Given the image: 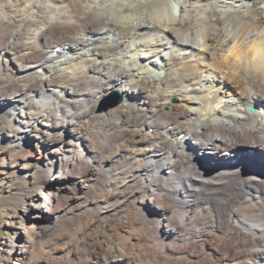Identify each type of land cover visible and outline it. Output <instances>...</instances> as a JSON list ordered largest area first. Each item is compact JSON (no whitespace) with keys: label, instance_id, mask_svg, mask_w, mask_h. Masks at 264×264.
<instances>
[{"label":"bare ground","instance_id":"obj_1","mask_svg":"<svg viewBox=\"0 0 264 264\" xmlns=\"http://www.w3.org/2000/svg\"><path fill=\"white\" fill-rule=\"evenodd\" d=\"M120 2L137 5L124 9L126 23L99 14ZM161 4H175L176 15L169 8L157 19ZM194 4L227 10L223 19L204 13L217 29L264 25V0H0V123L9 125L0 142L21 145L38 126L43 144L20 167L39 184L8 215L0 264H32L39 237L81 220V202L84 212L100 209L95 199L106 190V219L118 223L154 184L174 202L140 208L156 226L158 255L142 261L121 245L108 258L92 252L86 264H264V166L250 161L264 165V75L244 64L216 72L210 52L181 43L193 24L185 5ZM181 60L199 74L172 79ZM111 92L121 102L99 108ZM58 142L75 150L62 156ZM177 210L185 217L173 220ZM233 244L239 249L228 251Z\"/></svg>","mask_w":264,"mask_h":264},{"label":"rangeland","instance_id":"obj_2","mask_svg":"<svg viewBox=\"0 0 264 264\" xmlns=\"http://www.w3.org/2000/svg\"><path fill=\"white\" fill-rule=\"evenodd\" d=\"M112 94L113 93L111 92L102 98L98 107L104 109L106 105L111 103L112 100L105 102V99ZM0 126L9 127L8 123L5 122H1ZM32 129L29 136L31 139L35 140L34 142H30V138L22 142L21 145L12 144V139L7 141L8 144L0 142L1 238H7L10 236L8 226L6 225L8 215L15 210L20 212L23 209L22 198L29 195L31 193L30 190H34L39 184L37 172H30L28 175H25L20 169L24 164L23 159L27 158L28 160L35 161L37 154L43 152V144L41 143V139H39L41 137L39 133L40 128L35 126ZM18 131L21 132L20 129L13 128V133L11 135L17 136L19 134ZM37 142L38 144H36ZM56 146H59V154L62 156H66L68 155V152L75 150L67 146H62L59 142ZM11 156L19 159L17 161L18 168L11 170L10 168L2 167V163L8 164V160ZM48 161L50 160L45 157L44 162L46 163ZM250 161L255 165L264 166L256 162L254 159H250ZM106 185L107 182H104L102 187ZM145 186V191L130 204V207L128 208L129 212L127 214L117 215L119 222L116 224H110L106 219V216L112 212V207L104 203V201H107L111 196L109 190L102 192L95 199L96 203L103 202L100 209H94L93 203L91 205V210L84 212L86 207L84 206V203L81 202V209L78 211L81 213V220H74L73 222L62 225L57 230L53 229L44 232L42 234L43 236L41 235L37 240L36 250L31 257V263L84 264L89 260V255L92 254V252L108 258L110 251L115 250L117 246L121 245L127 246V248L123 246V252L125 251V254H128L130 251V253L132 252L131 254H133L132 256H139L142 261H145L144 256L146 254L153 252L155 255H158L154 239L156 226L150 218H146L140 214V208L148 206L150 203L155 204V202L163 203L164 205H169L171 203L169 206H172L174 202L167 193H162L158 189V184ZM181 217L184 218L185 216L177 210L176 214L171 218L176 220ZM128 234L131 235L128 240L129 243H125L123 239L124 236ZM109 236L112 238V242L109 241ZM228 247V251L231 249H239V246L234 244L229 245ZM203 252L207 253L206 250ZM164 254L165 253L163 252L162 255ZM15 263V261H12L10 264ZM214 263L215 260L209 261L208 259H204L202 262V264Z\"/></svg>","mask_w":264,"mask_h":264},{"label":"clouds","instance_id":"obj_3","mask_svg":"<svg viewBox=\"0 0 264 264\" xmlns=\"http://www.w3.org/2000/svg\"><path fill=\"white\" fill-rule=\"evenodd\" d=\"M137 5L128 2L111 3L106 5L107 11L99 13L105 17L108 22L124 24L131 14H124V9H134ZM184 13L183 20H191L193 24L191 29L183 34L181 43H190L194 48H200L202 51L210 52L212 63L208 67L216 72H227L236 70L238 72L241 64H244L245 71L255 70L256 73L264 75V25H253L240 22L235 25L225 24L221 28H215L206 23L204 13L216 11L221 13L217 19H223L227 10L219 7L205 6L200 11L201 5L194 4ZM171 8L172 14L176 15L175 4H161L158 6L156 18H167V11ZM191 13V15L189 14ZM264 17V11L260 12ZM210 30L212 36H209ZM213 39L214 43L209 45L207 41ZM177 56H183L182 52H177ZM171 78L178 80L181 78H191L198 75L194 67H190L187 61L181 60L178 65L171 70ZM201 91H205L201 87Z\"/></svg>","mask_w":264,"mask_h":264},{"label":"water","instance_id":"obj_4","mask_svg":"<svg viewBox=\"0 0 264 264\" xmlns=\"http://www.w3.org/2000/svg\"><path fill=\"white\" fill-rule=\"evenodd\" d=\"M111 100H112V102L109 103L108 105H106L104 109H108V108H110V107H115V106H117V105L121 102V96H119V95L116 94V93H113L110 97H108V98L105 99V102H107V101H111ZM248 109H249V111H250L251 113H254V112H255V108L252 107V106H249Z\"/></svg>","mask_w":264,"mask_h":264}]
</instances>
